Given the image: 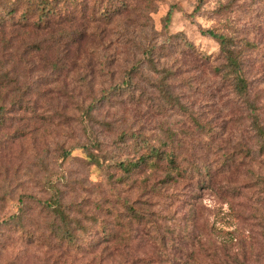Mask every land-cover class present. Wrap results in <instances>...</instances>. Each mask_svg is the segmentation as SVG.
<instances>
[{
    "label": "rangeland",
    "instance_id": "obj_1",
    "mask_svg": "<svg viewBox=\"0 0 264 264\" xmlns=\"http://www.w3.org/2000/svg\"><path fill=\"white\" fill-rule=\"evenodd\" d=\"M95 4L89 0L90 9ZM95 9L87 13L88 39L69 55H33L19 73L27 89L20 104L13 85L0 89V220L23 199L39 240L4 236L0 264H55L56 245L42 240L51 219L29 199H48L47 182L88 229L78 236L109 228L133 239L150 231L147 243H134L140 256L162 258L175 241L180 264H264V0H106ZM207 30L232 40L247 99L216 72L224 59ZM148 142L174 151L182 174L144 167L127 176L87 163L82 152L88 146L119 161L147 154ZM133 207L144 216L140 224ZM120 244V253L134 249Z\"/></svg>",
    "mask_w": 264,
    "mask_h": 264
},
{
    "label": "trees",
    "instance_id": "obj_2",
    "mask_svg": "<svg viewBox=\"0 0 264 264\" xmlns=\"http://www.w3.org/2000/svg\"><path fill=\"white\" fill-rule=\"evenodd\" d=\"M90 1L96 4L106 2V0ZM96 4L93 9H90L89 0H0V89L10 91L11 85H13L18 94L15 104L22 102L24 98L22 94L27 91L24 85L22 87L18 85L19 79L22 77V74L19 73L24 71L23 68L30 66L33 61L31 59L37 55H47L58 51V49L60 51L57 53L61 54L63 51L64 55H69L71 46L87 40L85 35L89 19L87 13L91 11L90 14H94ZM172 10L166 17L168 23L173 16ZM198 10L199 7L196 11ZM103 16L107 17L106 14ZM202 34L216 40L223 55L224 64L217 68L216 72L224 79L232 82L235 94L247 99L249 97L248 81L243 73V62L238 57L232 40L211 30L203 31ZM33 55L35 56L33 57ZM33 71H35L33 67L28 69L29 73ZM3 112L2 107H0V124L5 121ZM92 112L93 109L89 108L86 115L90 116ZM252 124L260 134L262 132L261 120L257 115L252 116ZM95 146L98 150V145L95 144ZM164 146V144L158 147L152 146L148 142L147 154L119 161L107 160L95 155L96 153L90 152L88 146H83L82 152L87 163L98 167H102L106 163L107 167L114 166L127 176L133 175L144 167L152 168L154 171L159 167L165 168L169 174L168 178H172L171 174L181 175L177 154L174 151L163 150L161 147ZM47 184L50 193L48 199L44 201L31 197L29 199L36 202L51 219L47 229L49 236L42 240H49V246L54 244L55 247L56 245V248L52 250L58 254L54 260L55 264L61 261L63 264H122L124 258L127 261L125 264H165V262L172 264L168 260L172 252L174 253L172 255L174 264H180L182 255L178 249L179 245L175 241H172L175 244L172 249L170 247L162 250V258H148L146 255L137 254L135 241L140 239L147 243L148 236H151L150 231L142 235L138 233L133 239L128 235L119 236L109 228L93 238L78 236L76 234L78 231L86 233L88 229L81 223L80 219L72 215L73 210L66 208L63 203L62 191L53 183L47 182ZM169 198L172 201L178 199L176 195H170ZM22 200L16 214L0 220L1 252L9 247L3 244L4 236L9 234L21 232L23 237L19 239V242H24L26 245L39 242L35 237V231L29 230L27 210L25 202ZM131 210L136 223L140 224L144 221V216L139 209L133 207ZM103 228L105 227L103 226ZM181 230H179L180 234ZM170 232L172 233L170 234ZM183 232L185 235L186 229H183ZM179 233L175 230H167V235H170L171 238L181 237L182 234L180 236ZM190 239L191 237L188 238V240ZM122 241L125 244L132 243L134 249L130 250L128 246H125L122 250L123 253H120L119 246ZM185 241L183 240V242ZM165 246L168 247V245ZM66 250L67 252H65ZM73 252L77 253L76 256L72 255ZM191 257L192 254H190Z\"/></svg>",
    "mask_w": 264,
    "mask_h": 264
}]
</instances>
